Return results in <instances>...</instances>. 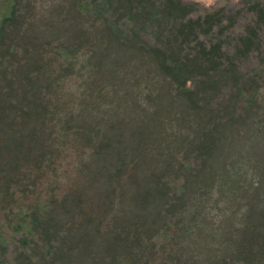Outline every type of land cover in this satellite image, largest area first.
Listing matches in <instances>:
<instances>
[{
    "label": "rangeland",
    "instance_id": "1",
    "mask_svg": "<svg viewBox=\"0 0 264 264\" xmlns=\"http://www.w3.org/2000/svg\"><path fill=\"white\" fill-rule=\"evenodd\" d=\"M24 1L28 25L18 43L31 47L25 46V54L14 52L16 60L24 57L22 65L28 61L26 68L16 67L18 79L0 76V149L11 151L1 155L13 157L12 141H26L19 155L47 150V163L54 158L59 169L47 173L52 183L73 178L86 199L101 200L102 192L111 223L83 229L91 240L83 259L88 264H121L118 257L124 249V258H130L125 235L137 234L140 224L147 232L163 219L152 199L153 176L160 177L180 159L179 153L194 145L209 116L174 96L149 56L121 46L110 31L105 30L104 49H95L104 26L80 15L77 0ZM7 9L0 2V19ZM55 46L68 48L66 61ZM40 61L48 70L36 81L21 83L26 69ZM23 97L30 100V112L17 124L12 109ZM212 136L204 169L188 179L187 206L173 230L177 240L169 253L180 256L174 264H264V112L216 126ZM120 166L132 167L134 178L127 176L114 190L111 208L108 197ZM111 241L123 249L114 247L113 257H107ZM131 249L135 255L137 247Z\"/></svg>",
    "mask_w": 264,
    "mask_h": 264
},
{
    "label": "trees",
    "instance_id": "2",
    "mask_svg": "<svg viewBox=\"0 0 264 264\" xmlns=\"http://www.w3.org/2000/svg\"><path fill=\"white\" fill-rule=\"evenodd\" d=\"M0 2L8 7L0 19V46L5 48L0 50V76L18 79L16 67L26 68L28 61L22 65L24 57L16 60L14 52L25 54V46H30L18 43L28 25L23 16L25 1ZM75 8L89 22L104 26L93 44L95 49H104L108 42L105 30L110 31L121 46L149 56L174 96L209 116L194 145L179 153L180 159L160 177L153 176L152 199L160 205L161 223L147 232L140 224L137 234L125 235L130 258H124L126 249L118 257L121 264H174L180 256L169 253L177 240L173 230L187 206L188 179L204 169L212 129L248 118L257 110L264 112V0H214L208 5L195 0H77ZM55 48L66 61L68 48ZM44 63L21 73V83L40 79L48 70ZM20 101L12 109V121L17 124L30 112V100L23 97ZM8 129L12 130L11 125ZM12 143L13 157L1 155L11 152L7 147L0 149V264H88L83 256L91 240L83 229L111 223L107 205L101 202L104 194L100 193L101 200L86 199L73 178L66 184L52 183L47 173L59 168L54 158L47 163L51 154L46 150L23 157L19 150H26L27 142ZM124 167L114 171L116 187L107 202L111 208L115 189L128 177L134 178V169ZM145 197L149 198L148 192ZM140 235L145 236L141 245ZM113 241L107 244V257H113L114 247L123 249ZM133 245L135 255L130 252Z\"/></svg>",
    "mask_w": 264,
    "mask_h": 264
}]
</instances>
